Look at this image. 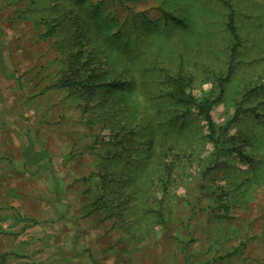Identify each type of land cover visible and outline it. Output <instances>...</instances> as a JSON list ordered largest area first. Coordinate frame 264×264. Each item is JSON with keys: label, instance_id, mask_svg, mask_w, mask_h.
Listing matches in <instances>:
<instances>
[{"label": "rangeland", "instance_id": "rangeland-1", "mask_svg": "<svg viewBox=\"0 0 264 264\" xmlns=\"http://www.w3.org/2000/svg\"><path fill=\"white\" fill-rule=\"evenodd\" d=\"M223 1H105L111 31L133 33L127 49L115 48L123 50L114 51L109 76L123 74L126 59H136L135 76L181 66L196 98L219 97L218 125L240 107L228 135L246 143L251 159L224 154L202 174L212 145L186 144V154L200 155L186 165L171 214L136 239L106 213H87L98 171L91 130L77 100L46 89L45 65L57 53L18 18L24 1L0 0V264H264V86L251 91L264 79V0H230L241 43L220 87L232 43ZM163 12L177 21L166 23ZM192 125L199 137L206 132L196 113Z\"/></svg>", "mask_w": 264, "mask_h": 264}, {"label": "trees", "instance_id": "trees-1", "mask_svg": "<svg viewBox=\"0 0 264 264\" xmlns=\"http://www.w3.org/2000/svg\"><path fill=\"white\" fill-rule=\"evenodd\" d=\"M23 1L16 9L18 18L28 20L38 40L57 53L45 65L49 70L44 75L49 78L46 89L65 90L77 100L91 130L98 171L90 176L95 192L87 213H106L130 237L142 239L155 226L164 225L186 165L193 166L192 159L200 155L197 149L186 154V144L201 141L212 145L202 174L214 170L224 154L234 153L242 162L251 161L244 149L246 143H237L236 136L228 135L240 116V107L224 125H218L212 110L219 97L204 94L196 98L192 76L184 74L181 66L173 71L147 67L135 76L136 59H126L124 73L109 76L114 54L123 50L115 48L124 46L123 39L128 43L133 33L111 31L114 19H109L106 0ZM110 1L116 5V0ZM223 2L228 8L225 27L232 43L226 75L217 77L220 87L233 74L241 43L232 4L230 0ZM163 18L166 23L177 21L169 12H163ZM261 86L264 79L251 91ZM194 113L206 127L200 137L192 125ZM223 206L227 210L228 205Z\"/></svg>", "mask_w": 264, "mask_h": 264}]
</instances>
